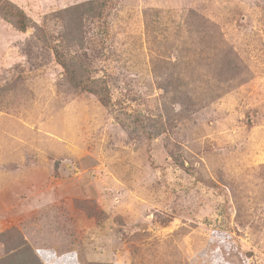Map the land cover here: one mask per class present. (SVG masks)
<instances>
[{
  "label": "rangeland",
  "instance_id": "374dc122",
  "mask_svg": "<svg viewBox=\"0 0 264 264\" xmlns=\"http://www.w3.org/2000/svg\"><path fill=\"white\" fill-rule=\"evenodd\" d=\"M10 1L0 264H264V0Z\"/></svg>",
  "mask_w": 264,
  "mask_h": 264
},
{
  "label": "trees",
  "instance_id": "16d2710c",
  "mask_svg": "<svg viewBox=\"0 0 264 264\" xmlns=\"http://www.w3.org/2000/svg\"><path fill=\"white\" fill-rule=\"evenodd\" d=\"M95 3L96 1H90L86 3L88 7L86 5H79L73 7L71 11L69 10L67 12L69 14L73 12L72 14L76 15L75 19L78 18L79 20H81L82 16L84 15L83 10L86 12V14H88V16H94L98 10V7L95 5ZM0 15L5 20L11 22L19 31L24 32L31 26V22L26 13L10 0H0ZM52 48L56 52L55 56L57 61H59L60 64H62L65 68L67 76L65 80L67 82H69L71 85H74L75 87L81 88L82 90L94 93L105 106H109L111 104L112 98L108 86H106V84L100 80V78H90L87 67L85 66L86 64L82 60L80 63L78 61L76 65L69 64L67 61L65 62L61 60L63 55L54 46ZM223 246V244H218L220 249H222ZM10 256H17L16 260L19 261V264H22V262H24L23 264H43L35 250H32V253L30 254L23 251L9 255V257Z\"/></svg>",
  "mask_w": 264,
  "mask_h": 264
}]
</instances>
